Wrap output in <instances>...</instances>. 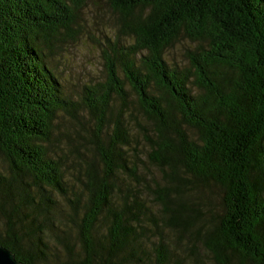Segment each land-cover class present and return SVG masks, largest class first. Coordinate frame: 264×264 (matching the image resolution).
Here are the masks:
<instances>
[{"label":"trees","instance_id":"trees-1","mask_svg":"<svg viewBox=\"0 0 264 264\" xmlns=\"http://www.w3.org/2000/svg\"><path fill=\"white\" fill-rule=\"evenodd\" d=\"M108 1L104 80L73 103L48 57L82 0H0V246L20 264H179L161 233L146 246L148 221L213 264H264V0ZM180 38L187 66H168ZM80 110L96 162L76 153L77 190L53 136ZM130 125L161 184L139 177Z\"/></svg>","mask_w":264,"mask_h":264},{"label":"rangeland","instance_id":"rangeland-1","mask_svg":"<svg viewBox=\"0 0 264 264\" xmlns=\"http://www.w3.org/2000/svg\"><path fill=\"white\" fill-rule=\"evenodd\" d=\"M115 14L110 10L108 0H82V4L77 13L76 25L74 33L71 36L62 35L51 44V50L48 57V62L52 67L57 80L59 82L61 92L65 98L71 100L73 103L78 100L84 87L91 86L97 82L104 80L103 55L104 47L108 44L106 39H112L115 31ZM194 43L185 38L178 39L170 48L163 53V58L168 66L185 67L187 66L184 52L186 49H191ZM140 120V117H139ZM91 127V120H89L86 113L82 110L76 111L73 117L65 112H60L56 117L54 124V136L57 139V144L60 148L59 153L66 155L65 173L69 179L70 184L74 188H78V183L73 179L70 173L76 175L77 166L76 161H80L76 155H81V164L86 161L96 162L94 151L91 144L88 142ZM130 131L133 135L136 134L138 140V150L140 159L143 161L139 169V177H145L147 182L151 185L152 182L161 184L160 173L158 169L146 161L145 152L147 146L141 140L140 135L136 131V127L130 125ZM75 151V153H73ZM80 157V156H79ZM95 159V160H94ZM0 169L2 166L0 165ZM80 167L79 172L82 173ZM81 177V175H80ZM128 181L125 180L124 183ZM131 187H135L131 182ZM78 190V189H77ZM70 195V194H69ZM144 197L145 193L141 192ZM204 197V196H203ZM209 201L212 208L216 207V193H210ZM205 201L200 199L199 207ZM145 205L148 207L150 215L156 218L159 223V215L161 214L160 207L154 203L150 196H146ZM204 210L203 207H201ZM148 228L146 246H150L151 234L159 232L162 239L170 246V259L177 258L179 264H194L192 259L193 254L196 255V264H213L209 255L199 246H195V250H187L186 247L190 244L187 237L181 239V244L178 245L174 240L173 232L163 228L158 231L154 230L148 221H145ZM154 231V232H153ZM152 232V233H151ZM72 234V233H71ZM73 236V235H72ZM150 239V240H149ZM70 241L74 244V238ZM60 253V251H59ZM60 256V255H59ZM142 264V263H141ZM143 264H153V260L149 256V261Z\"/></svg>","mask_w":264,"mask_h":264},{"label":"water","instance_id":"water-1","mask_svg":"<svg viewBox=\"0 0 264 264\" xmlns=\"http://www.w3.org/2000/svg\"><path fill=\"white\" fill-rule=\"evenodd\" d=\"M0 264H20L13 254L6 248L0 246Z\"/></svg>","mask_w":264,"mask_h":264}]
</instances>
